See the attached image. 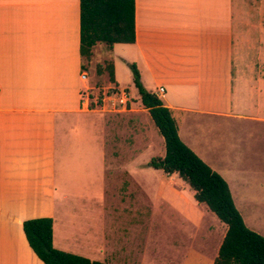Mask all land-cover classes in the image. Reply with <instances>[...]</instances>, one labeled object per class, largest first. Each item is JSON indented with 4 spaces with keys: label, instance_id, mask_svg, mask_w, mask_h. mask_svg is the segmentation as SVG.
<instances>
[{
    "label": "crops",
    "instance_id": "1",
    "mask_svg": "<svg viewBox=\"0 0 264 264\" xmlns=\"http://www.w3.org/2000/svg\"><path fill=\"white\" fill-rule=\"evenodd\" d=\"M80 13V0H0V264H46L23 228L39 217L53 218L55 248L93 262L214 264L227 225L186 181L150 165L166 143L130 64L147 90L164 87L158 96L181 139L227 181L246 225L264 236V162L249 171L230 156L264 127V0H135L136 41L98 42L89 62ZM107 63L115 75L107 83L132 95L121 83L127 74L141 107L132 95L126 111L81 109L86 85H98L92 64ZM151 168L163 171L169 219L182 221L170 232L186 235L170 239L165 258H149L139 242L147 228L140 174Z\"/></svg>",
    "mask_w": 264,
    "mask_h": 264
},
{
    "label": "trees",
    "instance_id": "2",
    "mask_svg": "<svg viewBox=\"0 0 264 264\" xmlns=\"http://www.w3.org/2000/svg\"><path fill=\"white\" fill-rule=\"evenodd\" d=\"M80 11V51L85 61L91 60L98 42L112 48L115 43L136 41L135 0H80ZM131 68L142 103L166 143L165 156L153 158L150 165L168 175L178 174L194 191L195 199L206 204L227 225L214 264H264V236L246 225L227 181L181 139L173 110L143 86L137 65L131 64ZM106 71L114 81L111 63L97 68L98 74ZM53 225L52 217L32 218L23 223L30 246L46 264H102L55 248Z\"/></svg>",
    "mask_w": 264,
    "mask_h": 264
},
{
    "label": "rangeland",
    "instance_id": "3",
    "mask_svg": "<svg viewBox=\"0 0 264 264\" xmlns=\"http://www.w3.org/2000/svg\"><path fill=\"white\" fill-rule=\"evenodd\" d=\"M97 65L99 66V64H92L91 66L92 81L93 83L98 85L106 84L109 80V75L107 72L98 74ZM126 70H128L126 71V73L128 72V75L130 74V76L132 77L133 71L131 68V64L130 67H128V69ZM123 75L124 72L121 74V76ZM128 75L126 74L125 79L123 77L121 78V83L130 88L134 97V106L141 107V104L139 103L140 96L135 88L136 85L134 86V84L128 80ZM129 124L131 123L129 122ZM127 125L128 123L124 122L123 126L125 128H129V126ZM263 129L264 127L258 126L257 132L261 134V130ZM259 134H257L256 137L247 140L246 143L244 142L242 144H239V146L241 145V147H237V152H232L230 155L232 158L234 157L233 160L235 164L240 166L242 169H247L250 171V169L258 168L260 164L264 162V139H262L261 135ZM112 167H114L116 171L118 168V164H113ZM257 172L258 170H255V173ZM162 174L163 171L155 169H153L151 174H144L141 171V180L139 181V191L137 193L138 202L141 209L140 213L141 215L144 214L143 212L146 213V215L142 216L140 224L142 226L147 225V228L140 233L139 242L141 245V252L146 251L149 258H165V246L167 245V243H169L170 239L183 241L185 240L184 238L186 236L181 231L174 233L170 232L169 227L171 224L179 225L182 221L180 219H174L173 221H171V218L169 219L170 208L168 206L167 198L163 195L162 192L164 183H160L158 181L162 177ZM171 177L177 178L179 176L178 174H173L171 175ZM117 178L119 179L118 172L117 174L116 172H114L113 177L111 178V182H109V188H114V185L117 183ZM148 178L156 179V181L154 183H148ZM200 208L201 207H198L197 210H200ZM141 258L144 259L142 254Z\"/></svg>",
    "mask_w": 264,
    "mask_h": 264
},
{
    "label": "built area",
    "instance_id": "4",
    "mask_svg": "<svg viewBox=\"0 0 264 264\" xmlns=\"http://www.w3.org/2000/svg\"><path fill=\"white\" fill-rule=\"evenodd\" d=\"M81 80L89 83L88 73L81 72ZM164 93L160 87L157 95ZM133 97L128 88L109 82L103 85H86L81 94V109L86 111L121 112L130 109Z\"/></svg>",
    "mask_w": 264,
    "mask_h": 264
}]
</instances>
